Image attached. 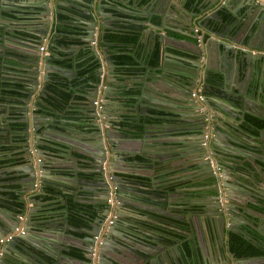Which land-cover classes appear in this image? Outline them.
Here are the masks:
<instances>
[{
    "label": "water",
    "instance_id": "95a60500",
    "mask_svg": "<svg viewBox=\"0 0 264 264\" xmlns=\"http://www.w3.org/2000/svg\"><path fill=\"white\" fill-rule=\"evenodd\" d=\"M233 1L235 0H207L205 5H211L212 8H209L207 12H201L196 19L189 18V8L174 1L169 6L167 5L163 12L161 11L162 6L157 10L156 16L160 15V18L157 17L155 21L151 19L150 11L145 9H142L141 12L135 11L122 0H94L90 7L86 6L80 11L86 17L79 21L86 27L83 41L91 43L88 46L89 50L99 66L96 69L98 82L91 85L92 89L86 96L88 101L86 108L95 120L94 129L91 132V143L87 150V155L92 160L91 167L82 169L79 178L76 176L78 171L76 164H73L75 169L67 172L74 182V198L76 200L84 199L90 204L82 206L84 213L81 216L84 220L86 219L85 222L89 227L83 226L76 230L61 225L57 228L42 227L32 222V217L42 202L37 201V198L49 193L53 186L45 183L46 178L50 179L51 176L49 171L45 170L47 164L41 160L43 155H48V153L38 148L39 141L48 139V135L38 134L36 122L43 119L52 120V118L41 117V115L31 112L30 108L35 107L33 102L35 95L43 97L47 94L45 85L50 80L51 72H57L67 78L73 75L71 69L51 64L50 56H42L37 47L39 48L38 44L43 41L47 46L53 45L56 40L54 28L59 22L58 15L61 13L59 7L70 8V5L62 2L54 3L53 0H0V41L7 43L12 39L11 37L17 38V32H24L26 34L24 39L28 45L37 49L30 52L27 58L26 68L29 75L26 76L25 81L28 82V85L24 87L26 89L25 99L22 101L21 117L19 118V121L25 124L23 127L25 144L22 150L25 163L20 170L26 174L25 178L29 182L30 188H23L14 195L0 194V238L14 231L15 227H21L22 230V233L14 231L11 239L0 243V264H20L16 257L19 253L25 255L32 264H72L73 262L75 264H102L104 261H110L113 264L115 261L111 259L109 252H112L123 262L129 261L124 264H153L154 262L168 264L165 255L169 257V252H171L173 263L179 264L180 257H178V252L175 251L173 244H169V246L164 244V239L155 230H149V228L138 224V221L148 218L138 212L139 208L165 215L159 210L160 207L156 205L152 209L125 194V192L133 191L131 184L134 182L129 178L121 177V175L129 172L131 165L135 166L137 163L135 159L131 164L125 160L135 158L136 154L148 161L143 167L157 176L168 170L167 167L164 168L167 164L183 166V168L195 166L196 171L200 172L198 178H205L208 182L207 186L196 187V189L207 190V194L202 196V200L208 201L209 204L202 203L201 214L210 220L215 234H218V237L221 235V239L225 238L227 233L237 234L245 240L250 237L246 230L240 228V225L248 224V221L243 218L250 212L247 211L246 203L256 206L259 211L263 209V215L264 203L262 205L255 204L249 199H244L241 194L248 195L243 189L250 190L248 180L255 182L257 175L261 178L257 185L264 193V165L256 166L248 160L253 171L244 172L239 168L235 169L231 159L240 150L235 149L234 144L245 147V144L236 136V133L245 134L239 128L237 120L242 118L243 114L260 116L262 119L264 117V103L258 97V95H262L264 100V2L262 0H236L237 3L234 4ZM112 6L115 10L126 11L133 16H138V20L134 21L142 27L143 31L146 30L144 25L148 26L150 32H153L152 27L157 29L154 34L159 43L160 61L168 59L174 63L187 62L192 67L191 72H186L181 77L182 81L179 79L180 83L158 81L159 85L166 84L165 88L172 86L176 90L182 84L186 91L179 97L173 96L174 99H170L174 95L173 93L158 90L155 86L156 80L142 83L143 86L150 87L153 92H143V89L140 88L134 97L136 103L133 107L137 106L143 113H147L145 105L138 102L139 99L145 98L151 100L150 103L157 107L155 109L158 112L152 116L153 122L143 124L142 135L138 139L123 134L120 125L112 124L108 120L109 114L115 117L120 116L117 118L121 120L120 114L123 113L121 111L123 106L117 97L120 91H117L118 89L114 85L118 84L116 78L118 75L114 72L113 62L110 60L105 46H101V49L98 48V37L104 34L103 29L112 26V23L118 18V12L106 11L108 7ZM219 12L222 14L231 13V18L224 22ZM254 12H258V15L250 21ZM7 14L22 17L23 21ZM196 14L197 12L194 15L196 16ZM170 17L176 20L175 23ZM168 23L173 24V27H169ZM193 26L198 28V37L192 29ZM176 28L179 29L175 30ZM159 30L162 32L176 31L188 37L197 38V40L177 39L174 36L160 34ZM166 38L193 45L195 55L193 60L169 54L164 45ZM72 47L75 48V45ZM212 51H215L214 60L210 65H207L209 60L206 54L208 55ZM224 58L235 60L238 64L237 70L241 72L243 84L240 88L236 87L235 91L224 86V79L220 81L218 89L212 88L207 82L208 73L222 70L221 61ZM9 59L22 60L10 57L6 53L2 55L0 53V79L18 78L16 75H10L7 71L12 67L7 62ZM40 61L42 65H39ZM124 89L127 90V88ZM157 91L161 95L156 94ZM251 92L255 94L252 97ZM197 94L202 95L201 100L196 97ZM256 94L258 95L256 96ZM97 98L100 99L102 105L99 113L92 104ZM177 104L183 106L184 115H181V112L176 109ZM258 106H261V110L257 109ZM107 107L110 109H106ZM3 108H0V119L9 117L8 114L3 113ZM100 114H103L104 120L97 122V115ZM172 116H178L180 120L174 122L171 119ZM187 117L191 120L194 118L193 121L198 122L200 126L191 127L193 134L190 136L180 137L183 142H186L185 146L176 152H171L168 159H162L160 156L155 157L159 153L152 148L130 149L123 145L127 141L136 140L141 144L160 148L163 145L161 139L165 136V132L175 131L180 134L182 129L180 126L187 122ZM197 131H199L198 135H196ZM5 132L8 133L6 122L0 120V135L5 137L7 135ZM204 134L205 137H203ZM1 137L0 145L7 144L8 141ZM145 138H149L151 142L146 143ZM202 141H204V145H201ZM37 158L39 161H36ZM115 167H121L123 170H117ZM127 169L129 171H126ZM109 174L117 188V195L110 205L106 202L107 183L105 180ZM238 174L241 175V180L236 177ZM151 180L155 182L156 178ZM36 182H39V185H36ZM145 196L147 199L153 198L157 202L160 199L166 201V198L156 195L154 192ZM259 199L264 201V196L259 194ZM235 200L245 203L239 208L238 205H235ZM27 204L32 205L31 209H28ZM23 213H25L24 219L20 220L19 216H23ZM151 218L149 217V219ZM152 219L156 221L155 218ZM72 231L78 234L84 231L86 235L84 238H77ZM164 231L168 232L169 230L165 229ZM71 238H76L81 243L77 249L81 250L79 253L82 257L71 253L75 247L73 249L63 248L67 255L60 252L62 246H71L69 241ZM23 243L26 244V247ZM31 249H34L36 253H32ZM166 249L167 252L162 253ZM225 249L226 254H224L221 241L218 254L214 258L199 254L196 255L194 262L188 264H245L252 260L247 257L245 259L238 258L229 250V247ZM210 258L214 260L216 258V263L211 262ZM218 258L221 263H218Z\"/></svg>",
    "mask_w": 264,
    "mask_h": 264
},
{
    "label": "crops",
    "instance_id": "0c3cea01",
    "mask_svg": "<svg viewBox=\"0 0 264 264\" xmlns=\"http://www.w3.org/2000/svg\"><path fill=\"white\" fill-rule=\"evenodd\" d=\"M54 3L56 2H62L70 5V7L77 8V10H82L84 7L88 6L90 7V4L94 0H89L87 3H82L80 0H53ZM177 2L178 4H184L187 8L190 9L189 11V18L196 19L198 16H200L201 12H207L209 11V8H212V6L205 5L207 0H123V2L130 7V9H133L135 11H140L142 9H145L147 11H150L151 19L156 20L157 17L160 18V15L156 16L157 10L162 6V12L167 8V5L169 6L172 4L171 2ZM264 2V0H262ZM103 3V2H101ZM234 4L237 3V1H233ZM63 7V6H62ZM132 7V8H131ZM199 7V10L197 8ZM107 11V10H106ZM193 11V12H191ZM123 12V11H122ZM125 13H129L124 11ZM195 12H197L196 16L194 15ZM219 15L222 16V20L224 22H227L231 17V13L229 14H222L219 12ZM256 15H258V12H254L251 15V19L254 17L256 18ZM13 17V15H11ZM78 20L74 23V25H78V28H80L81 32H78L77 34L74 33L79 37V43L77 44H71L69 48L65 49V46H60L59 48L64 51H72L73 53L77 50L82 49L83 47H88L91 43H86L83 41L84 37V29L86 28L85 25L79 23L80 20L85 19L86 17L84 15L81 16V18L76 17ZM138 16H136V19L138 20ZM172 22L175 23V19L170 17ZM121 21L123 22L124 26L125 24H129V21H124L122 19L116 18V21L112 23V26L114 24H121ZM131 22V21H130ZM257 22V21H256ZM255 22V23H256ZM109 23V22H107ZM72 25V23H69ZM137 24V23H135ZM111 25V23H110ZM169 27H173V24H169ZM256 25V24H253ZM252 25V26H253ZM108 26L106 28L112 27ZM139 27L138 32V44L142 50V56L145 57L147 54H149L150 50L153 48V46L156 44L158 47V58L157 63L151 68L150 70H146V73L140 74L139 79L141 80V83H147L149 81L156 80L157 84L155 86L158 88L160 92H171L174 95L170 97V99H174L173 96H180L185 92L184 87L182 84H180L176 90V88L172 86H167L165 88V85H159L158 81H168L170 83L179 82V79L182 81L181 77L186 72H191L192 67L187 62L182 63H174L171 62L168 59H163L160 61V52H159V43L157 40V37L155 36L156 28L152 27V31L150 32L148 30V26L144 25V28H146L145 31H143L142 27ZM176 26V25H175ZM254 27V26H253ZM179 28H176L175 30H178ZM194 33L199 34L198 28L196 26L192 27ZM186 32L185 30H183ZM57 32V31H56ZM160 34H166L167 36H174L177 39H187L190 41H196L197 38L188 37L186 35H183L179 32L172 31V30H166L165 32H162L159 30ZM24 32H17L16 36L17 38H13L7 43L0 41V53L1 55L6 53L10 57L22 59L19 61L15 60H7L8 63L12 66L11 68H8V73L10 75H16L18 78L14 77H8V78H1L0 84L7 88L6 92L3 93L0 92V98L2 97L4 99H8L9 97L18 98L21 102L25 99L24 92L26 89L25 86L28 85V82L25 81L26 76L29 75V71L26 68L27 67V58L29 57V53L33 52L36 48L33 46H29L28 43L25 41ZM39 46H43L44 41L42 43L38 44ZM75 45V48L72 47ZM165 50L169 54H174L176 56H180L184 59H191L195 57L194 55V46L182 42L180 40H172L170 38H166L164 41ZM102 43L100 36L98 37V48L101 49ZM38 49V47H37ZM36 49V50H37ZM39 50V49H38ZM215 51H212L208 55L207 65H210V63L214 60ZM201 58H203L201 56ZM202 63L204 60L202 59ZM221 69L220 71H217L220 74V81L224 79V86L228 89H231L232 91H235L236 87L240 88L242 86V79H241V72L238 71V64L235 62V60L230 58H224L221 61ZM99 66V64H98ZM240 70V69H239ZM73 71V70H72ZM116 74V73H115ZM62 78L60 79V82H62V86H65L64 82H68L74 75H71L70 77H65L62 74H59ZM264 75V74H263ZM132 75H123L122 77L117 76L118 84H114L117 91H121V88H127L130 84H127L126 82H123V80L127 78H131ZM98 82V77L97 80ZM96 82V83H97ZM123 82V83H122ZM180 83V82H179ZM67 88V86L63 87ZM68 89V88H67ZM92 89V86H91ZM90 89V90H91ZM143 92H153L152 89L148 86L142 85ZM87 93H89V91ZM157 91L156 94L161 95V93ZM180 91V92H179ZM239 92V91H238ZM86 93V96L88 95ZM253 92H251V97L254 96ZM258 94H256L257 96ZM119 95H117L118 97ZM37 95L34 96L33 102L35 103V100L37 99ZM260 98V101L264 103L262 95H258ZM0 99V108H3V113L8 114V107L9 104L6 102V100ZM99 100V104L102 109L101 101L99 98L95 99ZM85 104H88L87 99L85 98ZM123 101V99H122ZM121 101V105L123 106L122 110L123 113L120 114L121 117L123 116H137L136 118H139L141 115H145L147 113H143L142 110H139V108L136 106L135 108L132 107V110L129 109L126 105H124ZM155 101V99H154ZM159 102V100H157ZM138 102H141L143 105H145L147 112L151 110H156V106L154 104L150 103V99L141 98L138 100ZM4 104H6L4 106ZM261 104V103H260ZM21 103V107H22ZM176 109L181 112V115H184L183 106L177 104ZM104 108V107H103ZM22 109V108H21ZM99 109L98 111H100ZM106 109H110L107 107ZM257 109L261 110V106H258ZM34 109L30 108V111L33 112ZM22 111V110H21ZM97 111V113H99ZM157 111V110H156ZM40 115V114H38ZM47 116V115H46ZM41 117H45V115L41 114ZM50 117V116H49ZM120 117V116H117ZM117 117L111 116L109 114V121L112 122V124H118V121H120ZM179 118V117H178ZM11 117L2 118L0 120H4L6 122V125L8 127V122L10 121ZM171 119L176 122L180 119H174L171 117ZM104 120L103 114L97 115L96 121ZM95 121V120H94ZM243 121H246L248 126L254 131L252 134L249 132H245V134L236 133V136H238V139L241 140L242 143L245 144V147L239 144H234L235 149H240L235 155L232 157V163L235 165V169L239 168L244 172H251L253 171L252 167L250 166V161L253 162L256 166L262 164L264 165V117L260 116H252V115H245L243 114L242 118L237 120V124L239 126L240 123ZM37 123V132L38 134H47L48 139H42L40 140V144H43L44 146H47L48 149L47 152L48 155H43L42 159L44 163L47 164L45 170L49 171V175L51 176L50 179L46 178L45 183L52 186L49 190V193H46L44 195H41L37 198V201H42L38 205V209L36 213L32 217V222L38 226L42 227H59L60 225L63 227H72L76 230H79L81 227L87 226V223L85 222L81 216L83 212V205H90L86 200L84 199H78L76 200L73 196V184L74 182L69 177L68 173L70 170L72 171L73 168L75 169V165L78 168V171L76 173V176L81 177V171L82 169L91 167L92 160L87 155V150L91 143V131H82L76 129L71 123H68L65 128H59L52 120H45L36 122ZM53 123V124H52ZM8 130V129H7ZM123 134L129 135L131 138L138 139L141 137L142 132H140L139 135H131L130 133L125 132L124 129L121 130ZM7 134V135H6ZM5 137L0 135L1 138L6 139L8 143L10 140L9 131L8 133L5 132ZM125 135V136H126ZM248 135H251L252 137H249ZM244 139H243V138ZM249 137V138H248ZM144 141L146 143H150L149 138H145ZM162 141V147L155 148L153 145H146L141 144L140 142L136 140L127 141V143L123 144L124 146L135 149V148H152L157 153L155 157H161L169 158L170 153L176 152L177 150L182 149L185 146L186 142H183L178 136V133L175 131L165 132V136L161 139ZM223 141L222 139L220 140ZM24 140L18 144V148L16 150L12 151H3L0 149V194L2 195H14V193L19 192L23 188H30L29 182L26 181L25 173H23L20 169L23 168L25 159L23 157V147H24ZM39 144V145H40ZM3 145V144H2ZM0 145V148L1 146ZM42 145V146H43ZM43 148V147H42ZM72 159H70V158ZM39 159V158H38ZM136 160V165H131L130 171L127 169L126 174H122L121 177L123 178H129L134 183L131 184L133 191L125 192L128 196L133 197L134 199L138 200L139 202L147 205L148 207L154 209L156 205H158L165 215H159L157 213H154L152 211L145 210L143 208H139L138 212L143 215L147 216L148 218H145L142 221H138L139 226H143L145 228H149V230H155L156 233L164 239V244L168 245L173 244L175 246V251L178 252V259L179 264H188L189 262H194V254L198 253L197 255L201 254L205 257H213L218 254V251L220 249V242L223 243V251L224 254H226V247H229V233H227V236L223 239H221V235L218 237V234H215L216 232L213 231V227L210 223V220L203 216L201 213L203 211L202 203L209 204L208 201L202 200V196H205L207 194V190H201L196 189V187H202L207 186V180L205 178H198L200 176V172L196 171L195 166H188L187 168H183V166H175V165H165L167 167V171L157 176L156 174L150 173L149 170L143 167L145 163H143L142 159H144L141 155L136 154L135 158H127L125 161L129 164L132 163V160ZM141 160V161H140ZM145 160V159H144ZM250 160V161H248ZM240 166V167H239ZM244 166V167H243ZM248 167V168H246ZM117 170L122 171L123 169L121 167H115ZM152 175V176H151ZM256 176V175H255ZM238 179L241 178V175H236ZM152 178H156V181L154 182L151 180ZM241 180V179H240ZM38 181V180H37ZM261 181V178L257 175L255 178V182H252L250 179L248 180V185L250 190L243 189L247 192L248 195L241 194V196L244 199H249L253 203H258V205H262L264 203L263 200L259 199V194L264 196V193L260 191L259 186L257 185V182ZM197 185L193 186V183ZM39 185V182H36ZM129 185V184H128ZM195 187V188H194ZM160 192V195L163 196V198H166V201L160 199L157 201H154L153 198L147 199V196L152 194L153 192ZM29 192V191H28ZM243 192V191H242ZM85 193V192H84ZM88 193V192H86ZM212 194V193H210ZM23 196V194H22ZM235 205L239 206L241 208V205L245 202H241L240 200H235ZM37 204V203H36ZM248 212L246 215L243 216L248 221L247 225H240L242 229L246 230L250 237H248V240L250 242H253L254 246L259 248V251L255 254L248 255V256H240L236 255L229 247V250L233 252L238 258L245 259L252 258V260L247 261L245 264H264V215H263V209L259 211V209L252 205L247 204ZM31 204H27L28 209H31ZM25 213H23V216L19 218L20 220L24 219ZM235 215V214H234ZM155 218L156 221H153ZM236 217V216H235ZM77 223L78 226H75L73 223ZM85 223V224H84ZM165 229H168L169 231H164ZM71 232V231H70ZM73 235L77 238H84L86 233L80 232L79 234L75 231H72ZM2 237V236H1ZM71 246H62L61 251L64 254H66L63 251V248H70L81 251L77 249L81 246V243L76 238H71L70 240ZM24 247H26V244L23 243ZM190 253L187 252L186 248ZM65 250V249H64ZM255 250V249H254ZM32 253H36L34 249L30 250ZM167 252L166 250H163L162 253L165 254ZM168 257L165 255L166 259L168 260V264H174L173 257L171 255ZM111 255V259L115 261L113 264H124L128 263L129 261H122L120 258H118L116 255H114L112 252L108 253ZM67 255V254H66ZM72 256V255H71ZM17 259L19 260L20 264H32L30 260L26 259V256L23 254H17ZM201 257V256H200ZM225 258V257H223ZM25 259V260H23ZM211 259V258H210ZM227 259V258H225ZM211 259V262L216 263V258ZM218 263L220 262V258H218ZM153 263V262H152ZM72 264H75L74 262ZM102 264H112L110 261H104ZM153 264H157L154 262Z\"/></svg>",
    "mask_w": 264,
    "mask_h": 264
},
{
    "label": "trees",
    "instance_id": "16d2710c",
    "mask_svg": "<svg viewBox=\"0 0 264 264\" xmlns=\"http://www.w3.org/2000/svg\"><path fill=\"white\" fill-rule=\"evenodd\" d=\"M82 3H87L89 0H80ZM123 1V0H122ZM124 3V2H123ZM60 12L58 15L59 22L56 24V40L52 46H47L46 49L49 52L50 63L71 69L75 75L68 81L64 82L67 88H63L62 78L57 72L50 73V80L46 83L45 88L47 94L43 97H37L35 100V107L33 112L35 114L47 115L52 118V121L59 127L65 128L68 123H71L76 129L82 131H91L94 129V118L86 108L85 98L88 90L91 89V85L97 81L96 69L98 63L93 56L89 47H83L76 52L61 50L60 46H65V49L69 48L71 44L79 43V37L74 33L81 32L78 25L74 23L78 20L76 17L81 18V10L70 7H59ZM109 12H118V18L124 21H129V24L123 25L114 24V26L106 28L104 34L100 37L101 43L106 48V52L109 55L110 60L113 62L114 71L119 76L132 75L131 78L123 80L127 84V90L124 87L121 88L118 98L124 105L132 110L133 105L136 103L134 97L142 88L140 74L146 73L157 63L158 47L155 44L150 50L149 54L145 57L142 56V50L138 44V32L139 27L135 24L134 20L136 16L124 11L115 10V8L108 7L106 9ZM10 15L11 14H7ZM20 21H23L22 17H15ZM25 20V19H24ZM28 20V19H27ZM131 21V22H130ZM69 23H72L69 24ZM122 82V83H123ZM207 82L212 88L218 89L220 86V74L218 72H210L207 75ZM7 88H4L0 84V92H6ZM3 100V98H0ZM8 102V115L11 117L8 122V131L10 140L8 144H3L1 150L12 151L18 148L23 139V127L25 124L19 121L21 117V101L18 98L9 97L4 99ZM3 100V101H4ZM158 111L149 110L144 116L125 115L118 125L121 126L125 132L131 135H139L142 132L144 123L153 122L152 116ZM239 128L243 132L253 133L254 131L248 126L246 121L239 124ZM38 145V148L47 151V146ZM43 147V148H42ZM142 162L147 163V160L142 159ZM141 161V160H140ZM154 194L160 195V192ZM78 226L77 223H73ZM229 247L236 254L240 256H248L255 254L259 251V248L255 247L248 239L245 240L241 236L229 233ZM186 248V246L184 245ZM255 249V250H254ZM187 252L188 249L186 248ZM71 253L75 256L82 257L79 251L71 250ZM198 253L193 256L196 257Z\"/></svg>",
    "mask_w": 264,
    "mask_h": 264
},
{
    "label": "built area",
    "instance_id": "2783aa9c",
    "mask_svg": "<svg viewBox=\"0 0 264 264\" xmlns=\"http://www.w3.org/2000/svg\"><path fill=\"white\" fill-rule=\"evenodd\" d=\"M41 48V50H46V46L43 45V46H40L39 49ZM199 100L202 99V95L201 94H197L196 96ZM93 106H95V109L98 111L99 109H101V106L99 104V100H94L92 102ZM31 109H33V107H31ZM201 145H204V141L201 142ZM36 161H39V159L37 158ZM106 183H107V186H106V195H107V199H106V202L110 205L114 202V199L117 195V188L116 186L113 184V181H112V178H111V175H107L106 178ZM36 185H38L36 183ZM22 219V217H19ZM15 233H22V230H21V227H16L14 229ZM14 231L10 232V233H7L6 235L2 236L0 238V243L1 242H4V241H7L9 239L12 238V235L14 234Z\"/></svg>",
    "mask_w": 264,
    "mask_h": 264
},
{
    "label": "flooded vegetation",
    "instance_id": "af4514ba",
    "mask_svg": "<svg viewBox=\"0 0 264 264\" xmlns=\"http://www.w3.org/2000/svg\"><path fill=\"white\" fill-rule=\"evenodd\" d=\"M115 72V71H114ZM185 89V88H184ZM185 91H186V89H185ZM192 94V93H191ZM193 96V95H192ZM189 117V116H188ZM186 118V121L187 122H185V123H183L182 124V126H180V128H182L181 129V133L180 134H178V136H180V137H185V136H190L191 134H193L192 132V128L191 127H194L195 125H197V126H200V124L198 123V122H194L193 120H194V118H193V120H191V118ZM172 118H174V119H180V117L178 118V116H172ZM173 120V119H172ZM174 121V120H173ZM201 129V128H200ZM197 134L196 135H198L199 134V131H197L196 132ZM143 163H145V162H143ZM196 183V182H195ZM198 183H196V184H194L193 183V186H195V185H197ZM207 184H208V182H207Z\"/></svg>",
    "mask_w": 264,
    "mask_h": 264
},
{
    "label": "rangeland",
    "instance_id": "374dc122",
    "mask_svg": "<svg viewBox=\"0 0 264 264\" xmlns=\"http://www.w3.org/2000/svg\"><path fill=\"white\" fill-rule=\"evenodd\" d=\"M45 46H46V44H45ZM40 47V46H39ZM39 49V48H38ZM39 51L41 52V54H42V56H46V55H48L49 54V52L47 51V49L46 50H41V48L39 49ZM39 65H42V62L40 61L39 62ZM16 228V227H15ZM14 228V229H15Z\"/></svg>",
    "mask_w": 264,
    "mask_h": 264
},
{
    "label": "clouds",
    "instance_id": "9594fccd",
    "mask_svg": "<svg viewBox=\"0 0 264 264\" xmlns=\"http://www.w3.org/2000/svg\"><path fill=\"white\" fill-rule=\"evenodd\" d=\"M33 109H34V107H33ZM203 137H205V134H204V136Z\"/></svg>",
    "mask_w": 264,
    "mask_h": 264
}]
</instances>
